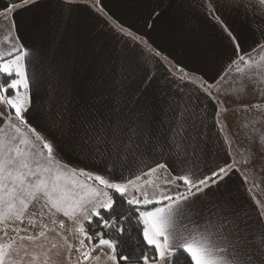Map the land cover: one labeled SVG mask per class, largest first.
<instances>
[{"label":"snow or ice","instance_id":"1","mask_svg":"<svg viewBox=\"0 0 264 264\" xmlns=\"http://www.w3.org/2000/svg\"><path fill=\"white\" fill-rule=\"evenodd\" d=\"M76 2L63 0L69 13ZM39 7L40 0H12L11 6L3 12L4 22L12 13L23 15ZM201 7L206 18L218 26L228 41L231 50L229 70L235 66V71L244 75L240 63L246 66L250 61L258 65L264 63V58L256 62L251 56V52L259 54L264 50V0H208ZM221 9L243 14L249 21L250 31L253 34L259 32L261 40L254 43L251 52L243 48L244 36L227 22ZM120 30L133 40L139 39L127 29ZM146 50L156 57L161 55L151 47ZM245 56H248L247 60ZM31 59V51L20 42L9 51L0 52V125L9 129L5 131V127H0V225L3 226L0 232L7 236L10 230L21 241L32 243L46 238L45 231L37 235H20L35 228V220H29L26 227L19 226L24 224L30 201L43 198L50 212L61 214L75 226L68 231H75L80 236L78 246L67 244L68 264H97L101 260L111 264H121V261L123 264L134 261L135 264H264V223L258 221L255 229L242 227L238 219L240 210L230 200L215 205L218 215L212 232L207 227L200 231L199 227L178 226L213 190L219 192L227 188L233 171L227 163L206 171L185 167L189 148L182 134L187 122L186 108L181 112L178 106L176 113L181 131L173 130L169 134L156 132L150 123L139 117L133 118L123 110L110 109L75 121L65 120L62 114L58 119L51 113L45 116L36 110L31 95L39 85L28 74ZM173 67L181 73V80L189 76L183 67L175 64ZM261 71L258 66L256 73L245 78L251 82ZM228 74L217 73L213 79L219 83ZM198 80L199 84L196 83ZM187 83L212 96L211 85H207L201 75L189 76ZM247 87L240 82V91H246ZM218 95L220 98L214 103L219 107L214 115L219 125L222 113L229 110L223 106V97L232 93L218 90ZM251 108H258V105H251ZM245 110H249L247 106ZM32 121H42L45 126L38 127ZM257 142L264 147L260 138ZM69 154H75L77 164H70ZM133 165L139 174L135 179L125 177L124 171H130ZM160 170L165 175L154 179V174ZM78 175L87 177L92 183L78 182L75 179ZM142 177L149 179L143 184L137 183ZM177 182H182L185 190L170 194L172 188L180 187ZM162 186L168 191L161 190ZM118 200L120 207L124 203L129 206L132 216L113 215ZM150 205L154 207L149 208ZM260 207L264 219V205ZM132 219L136 220L137 226H142L143 244L147 246L135 257L127 254L121 245L122 224H130ZM94 222H98L101 230L113 232L116 239L104 238L102 231L91 234ZM9 224L12 225L10 229ZM59 228H66L64 221L59 222ZM216 228L220 229L218 233ZM51 247L56 249L57 245L53 243ZM73 250L78 253L75 261L70 255ZM22 251L23 255L14 238L0 243V264H38L40 255L44 256L43 264H50L47 251L39 255L27 248Z\"/></svg>","mask_w":264,"mask_h":264},{"label":"crops","instance_id":"2","mask_svg":"<svg viewBox=\"0 0 264 264\" xmlns=\"http://www.w3.org/2000/svg\"><path fill=\"white\" fill-rule=\"evenodd\" d=\"M11 2L0 0V18H3L0 19L3 25L0 26V52L9 51L17 42L31 51L27 70L29 77L39 82L31 93L37 111L51 113L57 119L62 114L65 120L75 121L110 109L123 110L133 118L147 121L156 132L169 134L173 130L181 131L176 113L178 106L181 112L186 108L187 122L182 134L189 148L185 167L206 171L227 163L233 171L227 188L219 192L213 190L178 226L199 227L200 231L207 227L212 232L218 215L215 205L224 200L232 201L240 210L238 219L242 227L255 229L258 221L263 223L253 198L264 194V184L258 185L260 187L254 184V176L264 177V165L255 166L254 174L240 167L248 161L246 149L261 146L256 141L258 138L264 142V63L258 65L250 61L248 66L240 63L245 75L256 73L258 66L262 71L251 82L246 78L236 81L241 73L235 72V66L231 70L227 67L231 57L228 41L202 11L201 6L208 0H77L71 13L63 0H40L41 7L23 15L12 13L4 22L3 12ZM221 14L244 36L242 46L251 52L254 43L261 40L259 32L250 31L249 21L241 13L221 9ZM120 29H127L139 39L129 38ZM110 44L132 49L135 72L108 73ZM148 47L161 55L150 54ZM251 56L261 62L264 50L259 54L251 52ZM141 64L147 70L144 73L137 72L139 67L136 66ZM174 64L183 67L189 76L201 75L207 85H211L212 96L187 83L189 76L181 80L180 72L168 69ZM225 72L230 74L223 81L218 83L213 79L217 73ZM241 81L248 85L246 91L239 90ZM218 86L232 93L223 97V106L229 110L222 113L219 125L214 115L219 107L214 103L220 98L215 94ZM254 104L258 108H251ZM245 106L249 110H245ZM32 122L38 127L45 126L42 121ZM0 127L9 131L6 125ZM68 160L70 164H77L75 154H69ZM123 174L135 179L139 173L133 165ZM78 178L91 183L87 177H75ZM147 179L142 177L137 183L143 184ZM31 206L29 204V208ZM28 221L24 219V224L19 226L26 227ZM11 226L8 225L9 229ZM215 231L218 233L220 229ZM20 235L30 234L28 231ZM9 238L21 243L17 244L21 255L22 249H29V241H21L10 230L4 240L9 242ZM67 255L63 253L62 258L66 260Z\"/></svg>","mask_w":264,"mask_h":264},{"label":"rangeland","instance_id":"3","mask_svg":"<svg viewBox=\"0 0 264 264\" xmlns=\"http://www.w3.org/2000/svg\"><path fill=\"white\" fill-rule=\"evenodd\" d=\"M1 20H3V18H0ZM1 24V21H0ZM3 26V25H0ZM0 40H1V36H0ZM122 45V44H121ZM7 52V51H5ZM132 49L127 47V46H119V47H114V44H110V49H109V65H108V73H110V75L116 74V73H133L134 71V65H133V61L134 59H132ZM132 59V60H131ZM139 67V70H137L138 73H144L147 70L143 69V65H139L136 66ZM172 69L174 70V67L168 66V69ZM240 68H242L240 66ZM144 71V72H143ZM236 72V71H235ZM234 72V73H235ZM238 73V72H237ZM236 74V73H235ZM247 74V73H245ZM240 75L237 77L236 81L238 82V80L240 78H245L246 75ZM218 90H222L223 88L222 86H218V88L216 89V93L217 96L218 95ZM47 116L48 114L45 113ZM53 116V114H51ZM81 116H85V114H79ZM258 139H256L257 141ZM253 141H255L253 139ZM38 144V142H37ZM242 147V146H241ZM254 148V149H253ZM245 149V148H244ZM249 149V150H248ZM246 149L248 151V161L242 163V168L240 167V170H247L249 169L251 174L255 173V169L254 167L257 165H264V154H262L261 152H264V147L261 146H256L253 145L252 147ZM253 149V150H252ZM253 151V152H252ZM164 174L158 173V174H154V179L156 176H163ZM78 182L83 183L84 179H76ZM157 183H159V180L156 181ZM180 184V187L178 189L176 188H172L170 191V194H175L176 191H183L184 190V186L182 185V182H178ZM254 184L257 187H260L258 185L261 184V186L264 184V177H256L254 176ZM161 188H164L163 186ZM263 188V187H262ZM165 191H168L167 188H165ZM255 207L261 217V207L260 205H264V194H257L254 196L253 198ZM30 208L29 210H27L25 212V216L24 219H29V220H35L36 224H38L35 228H31L29 229V234L30 235H37L40 231H45L46 232V238H41L40 240L36 241L35 243L29 242V251H33L35 253H37L38 255L41 254L42 252L47 251L49 258H50V264H68V260L66 257V260L62 258L63 253L64 254H68L67 252V244H72L74 247L78 246V240L80 238L79 234L75 233V231L69 232L68 229L69 228H73L74 229V225H72L70 222L66 221V219L61 215V214H55L54 212H50L48 207L45 205L44 199L43 198H39V199H35L33 201H31L30 203ZM53 220L56 221V223H53ZM64 221L66 224V228L65 229H61L59 228V222ZM81 223H84L81 219L80 221ZM263 223H264V219H263ZM0 227H3L2 225H0ZM57 233H59V235H57ZM5 235L3 234V232H0V243H7V241L4 240ZM67 243H66V242ZM55 243L57 245L56 249H52V244ZM18 245L21 243H17ZM44 245L43 248H39L38 245ZM19 247V246H18ZM59 250V251H57ZM107 251V250H105ZM60 252V255L58 256L57 254ZM67 255V256H68ZM71 258L73 261H75L78 253H76L74 250L71 252ZM65 260V261H64ZM44 261V256L40 255V259L38 261V264H43ZM111 264L110 261L105 262L104 260H101L100 262H97V264Z\"/></svg>","mask_w":264,"mask_h":264},{"label":"trees","instance_id":"4","mask_svg":"<svg viewBox=\"0 0 264 264\" xmlns=\"http://www.w3.org/2000/svg\"><path fill=\"white\" fill-rule=\"evenodd\" d=\"M176 72V70H173ZM179 73V72H178ZM181 75V73H179ZM92 183V182H91ZM128 205L124 203L123 207H120V202L119 200L117 201L115 205V212L113 213L114 216H119L121 213H124L125 216H132L133 214L129 212L128 210ZM154 207L153 205H150L149 208ZM105 216L107 217L108 214L105 213ZM87 227V225L85 224ZM122 227L124 228V232L122 234L123 239L121 241V245L123 250L129 254L132 257L138 256L139 252L146 249L147 246L143 244V238L141 234V229L142 226H137L136 220L132 219L131 223H124L122 224ZM92 233L95 234L96 231H102L105 236L104 238H113L116 239V235L113 234V232L108 231V230H101L99 228L98 222H94L91 225ZM151 255V253H149ZM121 264H123V261H121ZM135 264V261L133 262Z\"/></svg>","mask_w":264,"mask_h":264}]
</instances>
